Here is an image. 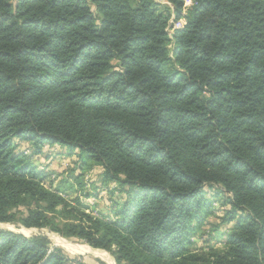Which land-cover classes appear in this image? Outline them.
<instances>
[{
    "label": "trees",
    "instance_id": "obj_1",
    "mask_svg": "<svg viewBox=\"0 0 264 264\" xmlns=\"http://www.w3.org/2000/svg\"><path fill=\"white\" fill-rule=\"evenodd\" d=\"M16 1L0 0V223L118 264H264V0ZM17 143L100 165L125 195L112 219L47 190ZM218 194L226 249L194 253ZM0 264L74 259L2 230Z\"/></svg>",
    "mask_w": 264,
    "mask_h": 264
},
{
    "label": "rangeland",
    "instance_id": "obj_2",
    "mask_svg": "<svg viewBox=\"0 0 264 264\" xmlns=\"http://www.w3.org/2000/svg\"><path fill=\"white\" fill-rule=\"evenodd\" d=\"M133 1L135 2V0ZM16 2L13 0L14 4ZM165 3L172 8L170 3L164 1ZM173 20L174 17H172V23ZM16 153H23L30 157L41 173L40 178L46 189L52 192L58 190L60 196L67 199L73 207L76 206L74 199L79 197L83 204L82 207H79L80 209H88L86 211L95 216L112 219L111 206L113 202L125 198V195L119 192L117 183L102 182L103 168L93 161H84L80 150L70 154L67 148L45 146L41 154L35 155L30 144L17 143ZM77 178L83 186L78 184ZM88 193L92 197L86 198L85 194ZM216 196L212 216L208 218L202 230L193 239L190 250L194 253L223 252L226 249V236L233 225L224 223L225 213L229 210V206L223 205L226 195L218 194ZM19 212L26 213L24 208L19 209ZM2 230L27 237L38 232L47 234L51 240L52 248L63 249L70 258L74 259V264H118L115 247L95 249L78 238L64 237L59 233L51 232L49 229L41 231L35 228L28 229L20 227L16 223H0V231ZM64 242L67 244L63 245ZM69 245L76 246L81 250H70L68 249Z\"/></svg>",
    "mask_w": 264,
    "mask_h": 264
},
{
    "label": "built area",
    "instance_id": "obj_3",
    "mask_svg": "<svg viewBox=\"0 0 264 264\" xmlns=\"http://www.w3.org/2000/svg\"><path fill=\"white\" fill-rule=\"evenodd\" d=\"M188 5V6H185V11L192 5V2L191 1H187L186 3H185V5ZM186 7H188V8H186ZM185 24V22H184V20H181L180 22H178V23H173V28H172V30L174 31V29H179V28H182L183 27V25ZM172 30H171V32H172Z\"/></svg>",
    "mask_w": 264,
    "mask_h": 264
},
{
    "label": "bare ground",
    "instance_id": "obj_4",
    "mask_svg": "<svg viewBox=\"0 0 264 264\" xmlns=\"http://www.w3.org/2000/svg\"><path fill=\"white\" fill-rule=\"evenodd\" d=\"M65 244H67V243L64 242L63 245H65ZM66 246H67V245H66ZM66 249H67V248H66ZM68 249H70V250H73V249H74V251H79V250H81V249H78V247L73 246V245H69V246H68ZM82 249H83V248H82Z\"/></svg>",
    "mask_w": 264,
    "mask_h": 264
}]
</instances>
